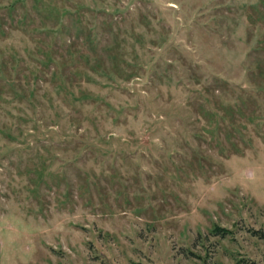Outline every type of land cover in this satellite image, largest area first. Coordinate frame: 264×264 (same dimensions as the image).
Instances as JSON below:
<instances>
[{"label": "rangeland", "instance_id": "obj_1", "mask_svg": "<svg viewBox=\"0 0 264 264\" xmlns=\"http://www.w3.org/2000/svg\"><path fill=\"white\" fill-rule=\"evenodd\" d=\"M0 264H264V0H0Z\"/></svg>", "mask_w": 264, "mask_h": 264}]
</instances>
